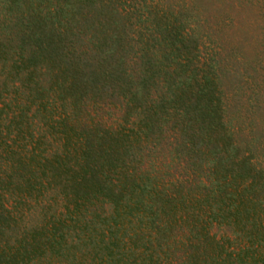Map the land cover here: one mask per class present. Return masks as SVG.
<instances>
[{
	"label": "trees",
	"instance_id": "16d2710c",
	"mask_svg": "<svg viewBox=\"0 0 264 264\" xmlns=\"http://www.w3.org/2000/svg\"><path fill=\"white\" fill-rule=\"evenodd\" d=\"M0 264H264V0H0Z\"/></svg>",
	"mask_w": 264,
	"mask_h": 264
}]
</instances>
